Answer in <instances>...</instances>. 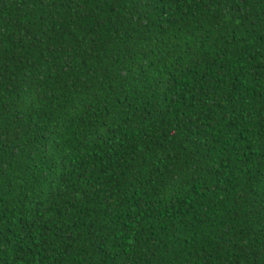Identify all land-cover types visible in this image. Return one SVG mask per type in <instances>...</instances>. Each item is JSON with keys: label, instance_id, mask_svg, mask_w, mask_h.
I'll use <instances>...</instances> for the list:
<instances>
[{"label": "trees", "instance_id": "1", "mask_svg": "<svg viewBox=\"0 0 264 264\" xmlns=\"http://www.w3.org/2000/svg\"><path fill=\"white\" fill-rule=\"evenodd\" d=\"M0 264H264V0H0Z\"/></svg>", "mask_w": 264, "mask_h": 264}]
</instances>
